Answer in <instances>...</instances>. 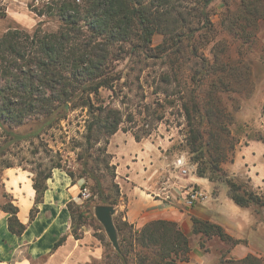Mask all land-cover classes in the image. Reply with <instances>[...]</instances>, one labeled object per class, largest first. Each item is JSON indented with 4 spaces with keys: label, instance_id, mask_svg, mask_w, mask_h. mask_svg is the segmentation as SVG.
I'll use <instances>...</instances> for the list:
<instances>
[{
    "label": "trees",
    "instance_id": "trees-1",
    "mask_svg": "<svg viewBox=\"0 0 264 264\" xmlns=\"http://www.w3.org/2000/svg\"><path fill=\"white\" fill-rule=\"evenodd\" d=\"M177 1L46 0L40 6L30 4L35 14L55 16L59 24L53 31H44L38 26L32 32L13 27L0 36V128L3 133L0 154L10 145L22 140L38 139L43 130L63 118L68 110L85 107L88 114L84 133L85 150L77 154V174L73 170L65 171L72 179L75 174L85 179L81 187L88 185L89 199L93 200L97 195L102 203L117 204L119 186L110 181L115 194L110 199L99 175L88 167L89 157L92 155L88 149L103 137L105 144L100 146L99 151L102 154L106 152L108 138L119 129L123 121L122 113L118 108L95 104L92 96L98 95L100 87L111 88L113 82L120 77L113 62L124 57L122 52L133 54L153 50L151 42L155 34L163 35L162 42L155 46L159 53L155 56L164 57L163 61L174 67L178 62L183 40L187 39L189 43L194 41L197 29L188 26L187 18L177 9ZM198 1L202 3L199 11L201 27L204 30L211 29L207 7L213 0ZM221 1L227 3V0ZM252 1L240 0L235 11L228 16L230 27L237 24V36L245 37V25L256 26L258 18L264 17L260 8ZM1 3L0 1V16H4L5 8ZM241 24H244L243 27ZM117 43H128L129 47L123 49L118 45L119 48L113 49ZM227 68L230 73L227 75L236 73L234 66L227 65ZM161 78L165 82L169 81V73H162ZM218 82L228 89V81L211 80L206 92V105L195 87L179 98L181 114L187 126L185 139L189 164L195 165L194 174L207 178L213 184V190L224 185L227 196L233 202L240 206H251L258 213L264 206V194H258L239 181V178L228 175L221 166L227 149L233 148L234 142L228 137L227 127L217 122L219 107L215 103V91L220 87ZM222 131L227 134L222 136ZM132 135L137 141L141 138L137 132ZM248 137L264 141L263 135L258 131ZM102 161L111 170V179L114 178V167L109 164L106 155ZM3 165L11 166L9 162ZM55 167H62L59 161L51 160L50 165L45 168L37 164L32 177L35 203L42 200L46 180ZM89 179L91 184L86 182ZM0 208L8 214V230L20 234L25 225L17 219V206L8 200ZM67 208L71 217L69 231L74 238H79L78 229L82 219L88 216V211L79 209V204L75 202H69ZM35 211L34 207L31 208L30 219ZM192 220V231L195 233L203 231L216 234L231 244L237 242L216 224L195 217ZM115 225L119 234L124 227L133 229V225L126 221H115ZM133 235L140 245L153 249L150 264H179V261L189 257L188 238L174 222L152 220L139 229H134ZM64 239V236L60 237L53 247H57ZM119 255L123 258V254ZM147 258L141 254L138 264H149L145 262ZM219 264L264 262L249 254L240 260H221Z\"/></svg>",
    "mask_w": 264,
    "mask_h": 264
},
{
    "label": "rangeland",
    "instance_id": "rangeland-1",
    "mask_svg": "<svg viewBox=\"0 0 264 264\" xmlns=\"http://www.w3.org/2000/svg\"><path fill=\"white\" fill-rule=\"evenodd\" d=\"M0 1L5 8V15L0 16V36L13 27L29 32L37 26L44 31L58 28L59 22L55 16L37 15L31 9L30 4L40 6L46 0ZM239 1L227 0L224 4L221 0H213L207 7L211 29L204 30L199 17L202 3L198 0H178L177 9L187 18L188 26L197 29L194 33V41L189 43L187 39L183 40L182 50L174 67L164 62V57L155 56L158 53L155 46L163 40L162 34H155L151 42L153 50L133 54L122 52L124 57L113 62L115 70L120 72V77L113 82L111 88L100 87L98 95L92 96L95 104H106L121 111L123 121L118 129L119 133L123 132L133 137L132 133L137 132L141 135L140 139H148L158 144L167 168L177 171L181 176L187 175L195 167L194 164H189L185 139L187 126L181 114L179 101L180 96L187 94L193 87L206 105L209 82L213 79L229 82L228 89L218 82L220 87L215 91L217 97L215 103L219 107L217 122L227 127L228 137L234 142V147L227 149L226 157L221 162L222 168L229 166L231 157L246 143L249 135L257 131L263 132L261 129L264 128V17L258 18L256 26L245 25V37L237 36L239 33L237 24L230 27L228 16L235 11ZM252 2L260 8L264 16V0ZM239 21L242 22V19ZM118 45L123 49L129 47L128 43H117L113 49L119 48ZM227 65L234 66L236 73L227 75L230 74L227 72ZM164 72L169 73L170 80L167 82L161 78ZM87 119L85 107L68 110L63 118L43 130L38 139L22 140L10 145L3 154H0V206L9 200L8 193L1 184L3 170L7 168L3 164L6 162L11 164L10 167L22 168L30 172L32 177L37 164L45 168L50 165L51 160L59 161L61 168L73 170L77 174L79 168L77 154L85 150L84 133ZM221 133L222 136L227 134L225 131ZM2 135L0 128V142L3 140ZM111 136L108 138V143ZM119 139L120 135H117L116 142L120 141ZM108 143L105 145L104 154L109 164L113 165L116 175L114 153L109 150ZM255 143L262 145L260 142ZM104 144V139L101 137L88 149L92 154L89 157L88 167L93 168L99 175L105 193L112 199L115 194L110 181L116 183L117 181L115 176L111 179V170L102 161L105 155L99 151V148ZM178 159L186 162V173H181L176 167ZM164 176L162 175V178ZM239 179L249 186L245 177ZM86 182L92 183L90 179ZM164 182L166 181H163V185ZM223 188L225 189V186ZM118 200L119 196L117 203ZM78 204L79 209L88 211V216L82 219L78 229L79 236L82 237L84 232L88 236L91 235L95 243L91 250L97 249L96 252L100 253V256H96L86 248H84L85 252L80 249L78 254L80 264H138L141 254L148 257L145 262L150 264L153 249L140 245L134 239V228L130 230L124 227L121 234L117 230L119 248L116 250L93 215L95 205L112 206L114 224L115 221L121 223L123 221L121 210L117 208V204L102 203L97 195L93 200L88 197ZM261 210L258 213H261ZM121 237L124 239L121 240ZM119 254H123V258Z\"/></svg>",
    "mask_w": 264,
    "mask_h": 264
},
{
    "label": "crops",
    "instance_id": "crops-1",
    "mask_svg": "<svg viewBox=\"0 0 264 264\" xmlns=\"http://www.w3.org/2000/svg\"><path fill=\"white\" fill-rule=\"evenodd\" d=\"M261 130L264 138V128ZM117 135H120L118 142ZM108 146L114 153L115 178L120 192L116 206L121 210V219L134 229L152 220L174 222L187 236L189 245L188 259L179 264H219L221 260H240L249 254L264 262V206L261 213H257L251 206L233 202L224 185L213 190L207 178L193 171L181 176L167 168L158 144L148 139L137 141L117 130ZM230 161L228 167H223L228 175L245 177L249 187L264 194V141L248 137ZM31 177L32 174L22 168L3 170L1 184L9 200L17 206V219L25 228L18 235L10 232L8 214L0 208V264H80L78 254L84 248L100 256L97 249L91 250L95 246L91 235L84 232L82 237L74 238L69 231L71 217L67 204L81 202L78 190L84 179H72L65 169L55 167L46 180L42 200L35 203ZM163 181L168 186H163ZM192 186L204 190L208 197L202 203L186 206L177 196ZM33 207L36 211L30 219ZM193 217L220 226L237 242L231 244L216 234L193 232ZM62 236L65 237L62 243L53 247Z\"/></svg>",
    "mask_w": 264,
    "mask_h": 264
},
{
    "label": "built area",
    "instance_id": "built-area-1",
    "mask_svg": "<svg viewBox=\"0 0 264 264\" xmlns=\"http://www.w3.org/2000/svg\"><path fill=\"white\" fill-rule=\"evenodd\" d=\"M176 167L180 170L181 173H186V162L182 159H178L176 162ZM84 184V183H83ZM163 186H168V183L164 182ZM90 193L86 185L79 187L78 197L80 200L87 199ZM168 197V196H167ZM208 197V194L201 188L189 187L181 191V194L177 198L181 199L186 206H192L194 204H199L204 202Z\"/></svg>",
    "mask_w": 264,
    "mask_h": 264
},
{
    "label": "water",
    "instance_id": "water-1",
    "mask_svg": "<svg viewBox=\"0 0 264 264\" xmlns=\"http://www.w3.org/2000/svg\"><path fill=\"white\" fill-rule=\"evenodd\" d=\"M67 109V106H66ZM114 213V208L108 205H95L93 207V215L99 221L103 230L110 240L111 244L116 250H118V232L113 222L112 214Z\"/></svg>",
    "mask_w": 264,
    "mask_h": 264
}]
</instances>
